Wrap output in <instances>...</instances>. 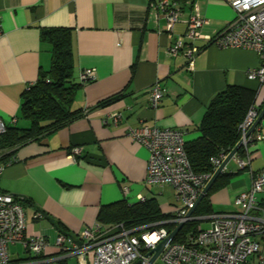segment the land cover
I'll return each instance as SVG.
<instances>
[{"label":"crops","instance_id":"1","mask_svg":"<svg viewBox=\"0 0 264 264\" xmlns=\"http://www.w3.org/2000/svg\"><path fill=\"white\" fill-rule=\"evenodd\" d=\"M157 1L0 0V117L6 127L28 125L20 117L22 94L50 67L51 46L41 40L42 28H70L73 79L80 85L72 107L86 111L0 161V188L29 201L24 205L27 234L52 241L63 229L80 244L84 229L99 224L105 230L112 224L101 219V208L118 201L137 202L139 194L153 198L163 213L171 214L176 207L172 188L145 184L148 150L127 129L142 123L177 128L184 131L186 141L192 140L209 101L227 85L254 90L253 103L264 106V84L246 75L258 64L257 53L220 48L208 40L231 20L225 0H170L182 10L172 31L167 30ZM193 4L206 22L195 40L200 49L189 70L185 57L171 55L169 47L185 32ZM85 68L94 69L96 79L81 85L78 76ZM156 82L165 93L152 108L147 89ZM112 113L121 115L118 124L112 122ZM258 128L264 133V119ZM74 147L80 153L71 158ZM249 156L248 167L236 172L235 162H228L224 171L232 172L229 181L209 194L212 211L234 210L235 196L249 189L252 175L264 169V139L249 145ZM256 197L264 207V186ZM37 211L42 217L33 216ZM48 253L39 258L21 243L9 247L13 261L33 257L23 264H55L60 258L67 264H90L92 255L58 256L53 249Z\"/></svg>","mask_w":264,"mask_h":264},{"label":"built area","instance_id":"2","mask_svg":"<svg viewBox=\"0 0 264 264\" xmlns=\"http://www.w3.org/2000/svg\"><path fill=\"white\" fill-rule=\"evenodd\" d=\"M234 12V17L209 41L220 48L252 49L258 55V64L246 70L247 78L264 84V0H225ZM159 13L166 20V28L172 31L180 20L182 10L170 0H158ZM192 13L186 20V29L178 35L169 47V53L182 54L187 68L191 70L194 57L199 51L195 40L200 36V28L206 22L197 4H193ZM81 85L96 79L94 69L85 68L79 73ZM165 88L154 83L147 89L149 105L156 108ZM261 107L254 103L248 108L239 124V140H242V153L237 152L232 160L236 172L248 167L249 145L264 139V133L258 128L246 135L247 130L256 120ZM114 124L121 120L119 113L110 115ZM264 119V117H263ZM6 125L0 117V134ZM128 135L143 144L148 150L145 175L146 185H168L173 190L176 207L171 215L161 221L127 227L118 223L105 230L99 224L86 228L80 233L81 243L62 232L49 241L44 235L26 233L25 209L21 196L5 192L0 188V264H23L11 260L9 247L21 243L31 254L39 257L49 249L65 250L68 253H80L84 257L91 255L90 264H147L148 254L170 232L169 225L195 218H207L210 226L187 233L182 242L170 241L151 264H264V207L257 200V193L264 186V169L252 175L249 189L239 192L232 211L214 212L195 217L188 211L196 203L199 194L220 166L227 154L220 153L210 158L211 170L197 174L192 170L185 151L184 131L177 128H163L156 125L139 124L130 126ZM80 153V148L72 149L71 158ZM3 166L0 165V174ZM225 170V168H224ZM128 188L123 187L127 192ZM146 201L143 195H137V202ZM35 218L42 217L35 212ZM183 225V226H184Z\"/></svg>","mask_w":264,"mask_h":264},{"label":"trees","instance_id":"3","mask_svg":"<svg viewBox=\"0 0 264 264\" xmlns=\"http://www.w3.org/2000/svg\"><path fill=\"white\" fill-rule=\"evenodd\" d=\"M40 38L51 46V64L48 70L40 72L36 82L27 87L22 94L20 117L27 120L28 125L6 127V130L0 134V161L9 159V156L20 145L64 127L86 113L84 110L72 107L75 92L80 85L73 79L70 28H42ZM254 95V90L250 88L227 85L211 98L197 127V137L192 140H185V151L195 173L210 171L211 157L230 152L233 149L239 141V124L253 103ZM237 153L241 154L242 148L238 149ZM231 175L232 172L223 171L216 178L209 191L194 209L193 216L198 217L212 212L209 194L224 186ZM22 199L23 206L29 202L24 197ZM170 215V213H163L153 198L146 199L142 203L114 202L101 208L99 214L102 220L112 222L108 228L118 223H123L127 227H135L164 220ZM195 223L196 218L186 222L175 235L173 241L182 242L187 233L196 232L198 229ZM173 228V225L168 226L169 231ZM59 231L72 237L63 229H59ZM53 251H56L58 256L66 252L56 249ZM49 255L51 253L47 251L41 254L39 258H46ZM31 259H33L32 256L23 257L17 262H26V260ZM55 264H67V261L65 258H60Z\"/></svg>","mask_w":264,"mask_h":264},{"label":"water","instance_id":"4","mask_svg":"<svg viewBox=\"0 0 264 264\" xmlns=\"http://www.w3.org/2000/svg\"><path fill=\"white\" fill-rule=\"evenodd\" d=\"M263 117H264V106L261 108V111L259 112V114H258L256 120L254 121V123L252 124V126L247 130L246 135H249L255 129V127L260 123V121L263 119ZM241 143H242V140H239L236 143V145L233 147V149L227 154L225 159L222 161L220 166L216 169V171L213 173L212 177L209 179V181L207 182V184L203 188L202 192L199 194L198 199H197L196 203L194 204V206L188 211L187 216H190L193 213L194 209L196 208L198 203L202 200V198L206 195V193L209 191V189L211 188V186L214 183V181L216 180V178L224 171V168L226 167L228 162L232 159L233 155L238 151V149L241 146ZM183 225H184L183 222L178 223L162 241H160L152 250L149 251L148 254H152V255H151L147 264L153 263V261L157 258V256L162 252L164 247L170 241H172L174 239L175 235L183 227ZM135 264H139V262H136Z\"/></svg>","mask_w":264,"mask_h":264},{"label":"rangeland","instance_id":"5","mask_svg":"<svg viewBox=\"0 0 264 264\" xmlns=\"http://www.w3.org/2000/svg\"><path fill=\"white\" fill-rule=\"evenodd\" d=\"M230 7V6H229ZM231 8V7H230ZM231 11H232V17H231V19L234 17V12H233V10H232V8H231ZM167 193L166 192H164V197L166 198L167 197ZM163 197V198H164ZM163 198L161 197V199L163 200ZM196 227H197V229H207L209 226H210V220L209 219H207V218H202V219H200L199 217L198 218H196ZM191 233V232H190ZM21 250L23 251V253H25V250L23 249V248H21ZM25 254H27V253H25Z\"/></svg>","mask_w":264,"mask_h":264}]
</instances>
